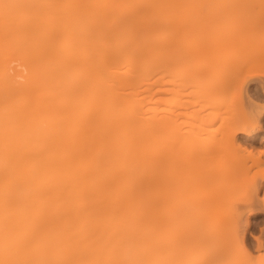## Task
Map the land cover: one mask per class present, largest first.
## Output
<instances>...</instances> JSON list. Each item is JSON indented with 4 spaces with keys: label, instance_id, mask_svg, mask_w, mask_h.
I'll list each match as a JSON object with an SVG mask.
<instances>
[{
    "label": "bare ground",
    "instance_id": "6f19581e",
    "mask_svg": "<svg viewBox=\"0 0 264 264\" xmlns=\"http://www.w3.org/2000/svg\"><path fill=\"white\" fill-rule=\"evenodd\" d=\"M173 1L0 0V264H153ZM223 39L254 63L251 34Z\"/></svg>",
    "mask_w": 264,
    "mask_h": 264
},
{
    "label": "rangeland",
    "instance_id": "374dc122",
    "mask_svg": "<svg viewBox=\"0 0 264 264\" xmlns=\"http://www.w3.org/2000/svg\"><path fill=\"white\" fill-rule=\"evenodd\" d=\"M162 11L153 264H264V0H174L170 21ZM233 33L251 34L254 63L223 39ZM250 103L258 124L244 119Z\"/></svg>",
    "mask_w": 264,
    "mask_h": 264
}]
</instances>
